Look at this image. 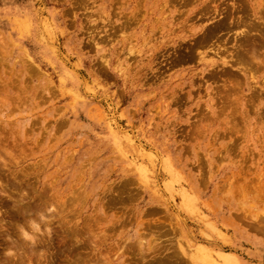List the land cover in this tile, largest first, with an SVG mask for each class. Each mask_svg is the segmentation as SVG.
<instances>
[{"label":"rangeland","instance_id":"rangeland-1","mask_svg":"<svg viewBox=\"0 0 264 264\" xmlns=\"http://www.w3.org/2000/svg\"><path fill=\"white\" fill-rule=\"evenodd\" d=\"M263 29L264 0H0V264H264Z\"/></svg>","mask_w":264,"mask_h":264},{"label":"bare ground","instance_id":"bare-ground-1","mask_svg":"<svg viewBox=\"0 0 264 264\" xmlns=\"http://www.w3.org/2000/svg\"><path fill=\"white\" fill-rule=\"evenodd\" d=\"M238 6V5H237ZM239 7V6H238ZM235 9V8H234ZM237 13H238V11H237ZM229 15V14H228ZM225 16V15H224ZM227 16V15H226ZM235 16V15H234ZM245 17V14L243 15V18ZM224 18V17H223ZM238 18V17H237ZM242 18V19H243ZM250 19V18H249ZM245 20H247L246 18H245ZM251 20V19H250ZM249 20V21H250ZM243 21V20H242ZM242 21H241V23H242ZM248 21V20H247ZM247 21H243V22H247ZM255 21V20H254ZM260 23H262V21L260 22ZM260 23H258L259 25H260ZM219 24V23H218ZM217 24V25H218ZM235 24H236V22H235ZM245 24V23H244ZM250 24H251V22H250ZM253 24V23H252ZM254 24H256V22L254 23ZM253 24V27L254 26H256V25H254ZM220 25V24H219ZM237 25V24H236ZM243 25V24H242ZM214 26H216V24L214 25ZM221 26V25H220ZM220 26H218V27H220ZM225 26V25H224ZM226 26H228V25H226ZM247 26H249V25H247ZM234 27V26H233ZM244 27H245V25H244ZM253 27H251V28H253ZM258 27V26H257ZM256 27V29H259V28H257ZM261 27V26H260ZM247 28V27H246ZM246 28H245V30L243 29V31H246ZM250 28V29H251ZM255 28V27H254ZM253 28V29H254ZM263 28V27H262ZM207 29H209V27L207 28ZM219 28H217V30H218ZM222 29V28H221ZM225 29V28H224ZM249 28H247V30H248ZM249 29V30H250ZM231 30H232V28H231ZM264 30V29H263ZM227 31H230L229 29L227 30ZM251 31V30H250ZM254 31V30H253ZM212 32H214V31H212ZM242 32V31H241ZM244 34H245V32H243ZM247 33V32H246ZM262 35H261V41H260V44H258V45H260L259 47H262V44H264V34L263 33H261ZM247 35H248V33H247ZM214 36V35H213ZM242 36V35H241ZM248 36H252V34L251 35H248ZM256 36H257V34H256ZM259 36V35H258ZM257 36V37H258ZM236 37V36H235ZM245 37H247V36H245L244 35V40H245ZM210 38V37H209ZM232 38H234V37H232ZM254 38H255V36H254ZM254 38H252V37H250V38H248V40H246V42H248L247 44H244L243 42H242V44H243V46H245L246 45V47H248L249 45L251 46L250 48H244L242 45V48H244L245 49V52H243L242 54H245V56L247 57V58H249V57H252V58H255L256 57V55L259 57V56H261V54L259 55L258 53H257V48H258V46H257V42H255V39ZM206 39V38H205ZM204 39V40H205ZM213 39H214V37H213ZM216 39H217V36H216ZM229 39V38H228ZM237 39V38H236ZM256 39H259V37L258 38H256ZM211 40H212V38H211ZM232 40V39H231ZM238 40H240V39H238ZM260 40V39H259ZM201 41V40H200ZM206 41L207 42H209L208 41V39H206ZM205 41V42H206ZM220 40H218V42H219ZM222 41V40H221ZM243 41V40H242ZM204 41H202V43H203ZM216 42V41H215ZM227 42V41H226ZM232 42V41H231ZM236 42H240V41H236ZM201 43V44H202ZM220 43V42H219ZM221 44V43H220ZM223 44V43H222ZM222 44H221V46H222ZM241 44V43H240ZM240 44H238V45H240ZM236 45V44H235ZM203 46H206V44H204ZM216 46H218V45H216ZM264 46V45H263ZM224 47V46H223ZM230 47V46H229ZM229 47H227L226 49H230ZM237 47H239V46H237ZM222 48V47H221ZM234 48H236L235 46H234ZM225 49V48H224ZM232 49V48H231ZM244 49H242V50H244ZM261 49V48H260ZM213 50H215L214 48H213ZM241 50V49H240ZM226 51L228 52V50H225V52H224V54L226 53ZM234 51V50H233ZM232 51V52H233ZM236 51V50H235ZM216 52V51H215ZM220 53V52H219ZM237 53V52H236ZM257 53V54H256ZM241 54V55H242ZM234 55V54H233ZM228 57L230 56V55H227ZM236 56V55H235ZM234 56V58H236ZM243 57V56H242ZM232 58V57H231ZM238 58V57H237ZM239 58H241V56H239ZM238 58V59H239ZM252 58H250V60L252 59ZM263 58V57H262ZM237 59V60H238ZM243 59V58H242ZM244 59H245V57H244ZM259 59V58H258ZM260 60V59H259ZM262 61V60H261ZM227 62V61H226ZM230 62V61H229ZM231 62H233L232 60H231ZM240 62V64L242 63V60H240L239 61ZM246 62H247V59H246ZM254 62H256L255 60H254ZM233 64H235V62L234 63H232L231 65H233ZM245 64V63H244ZM249 65V63H246V65ZM252 64V63H251ZM255 64V63H254ZM258 64V63H257ZM263 64V63H262ZM236 65V64H235ZM237 65H239V64H237ZM259 65H261V64H259ZM252 66H253V64H252ZM261 66H263V65H261ZM228 67H229V65H228ZM239 67V70H241L242 68H240V65L238 66ZM245 67V66H244ZM224 68H225V66H224ZM248 68V67H247ZM249 68H250V66H249ZM222 69V68H221ZM251 69V71L253 70L252 68H250ZM227 71H230V69L228 70V69H226ZM239 70H236V71H239ZM244 70H247V69H245L244 68ZM235 71V70H234ZM247 71H250V70H247ZM215 73H217L216 71H215ZM250 73V72H249ZM213 74V73H212ZM220 74H221V72H220ZM225 76L227 75L226 74V71H225ZM224 74H223V76H224ZM230 74V73H229ZM236 74V73H235ZM252 74V73H251ZM209 75V74H208ZM222 75V74H221ZM233 75V74H232ZM231 75V76H232ZM238 75H239V73H238ZM211 76V75H210ZM230 76V75H229ZM231 76H230V78H231ZM240 76V75H239ZM252 76V75H251ZM242 77V76H241ZM210 78V77H209ZM218 78H220V77H218ZM251 78V77H250ZM230 80V79H229ZM233 80H235V79H233ZM232 80V81H233ZM238 80V79H237ZM232 88V87H231ZM233 88L235 89V87L233 86ZM33 225H35V224H33ZM24 233V232H23ZM27 234V233H26ZM199 253V252H198ZM231 254V253H230ZM197 255H199V254H197ZM220 258H222L223 259V263L224 264H238L239 263V261L237 260V258L234 256V257H232V256H230V255H228V254H223V253H220ZM204 257V256H203ZM216 257V256H215ZM216 259H218V258H216ZM221 260V259H220ZM221 262H222V260H221ZM218 263V262H217ZM205 264V263H204ZM209 264V263H208Z\"/></svg>","mask_w":264,"mask_h":264}]
</instances>
